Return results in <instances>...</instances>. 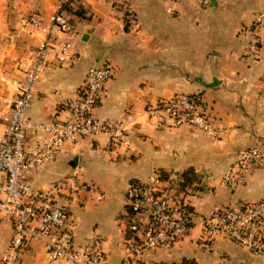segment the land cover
Returning <instances> with one entry per match:
<instances>
[{
    "label": "crops",
    "instance_id": "obj_1",
    "mask_svg": "<svg viewBox=\"0 0 264 264\" xmlns=\"http://www.w3.org/2000/svg\"><path fill=\"white\" fill-rule=\"evenodd\" d=\"M50 15L58 0H38ZM90 19L77 23L75 46L84 57L68 64L48 65L35 86L29 112L35 121L64 117L59 97H73L92 65L112 63L115 75L107 97L97 109L101 119L131 114L137 124L131 130L128 150L116 151L102 133L67 145L58 159L30 180L39 188L64 174L77 173L94 186L70 204L74 232L80 243L99 236L105 240L109 264H122L126 227L122 220L125 193L131 179L146 180L156 171L180 175L193 167L200 175L201 196L193 198L194 226L175 247L160 248L144 256L143 264H264L236 242L219 237L201 238V220L215 207L237 206L264 198V166L249 183L237 189L222 178L237 153L264 141V33L258 55L250 56L240 29L264 9V0H131L138 24L125 25L124 10L110 0H83ZM175 9L173 14L168 8ZM17 31H0V132L11 113L14 88L11 81L24 75L42 36L22 18ZM6 37H10L6 38ZM177 92L198 95L217 117L219 132L208 136L190 126L158 125L145 114L147 105ZM97 190L105 193L97 198ZM11 236L9 223L0 225V258ZM19 264H70L51 262L42 247L31 243Z\"/></svg>",
    "mask_w": 264,
    "mask_h": 264
},
{
    "label": "built area",
    "instance_id": "obj_2",
    "mask_svg": "<svg viewBox=\"0 0 264 264\" xmlns=\"http://www.w3.org/2000/svg\"><path fill=\"white\" fill-rule=\"evenodd\" d=\"M74 0H58L48 16L33 10L27 24L42 36L24 75L14 78L11 113L0 132V225L9 223L11 236L0 264H19L23 251L39 244L51 262L70 264H109L105 240L94 236L80 243L74 232L70 204L94 186L77 173L64 174L47 188L31 182L32 175L54 163L67 145L105 133L113 150L131 147V130L137 124L133 115L119 119H101L97 109L107 97L108 83L116 68L112 63L92 65L83 84L73 97H59L66 114L48 121L30 117L35 86L49 64L64 60L81 61L82 51L72 41L78 19L66 6ZM178 1V0H176ZM131 0H110L112 6L127 8L128 22L138 24L129 9ZM208 6L209 0H197ZM173 14L175 9L169 7ZM264 33V9L254 14L251 23L239 31L250 56L258 55ZM145 114L158 125L175 128L190 126L208 136L219 132L218 119L198 95L177 92L147 105ZM264 166V141L241 149L222 178V184L237 189L249 183L253 172ZM182 174L163 178L156 171L146 180L129 182L122 215L126 227L122 264H143L144 256L160 248L180 243L194 226L193 198L201 196V183L181 189ZM94 191V190H93ZM102 199L101 191L97 192ZM201 238L213 242L219 237L230 239L255 255H264V198L237 206L215 207L201 220Z\"/></svg>",
    "mask_w": 264,
    "mask_h": 264
},
{
    "label": "rangeland",
    "instance_id": "obj_3",
    "mask_svg": "<svg viewBox=\"0 0 264 264\" xmlns=\"http://www.w3.org/2000/svg\"><path fill=\"white\" fill-rule=\"evenodd\" d=\"M38 0H0V31L6 29L8 31H17V24L20 18L24 19L27 24V18L35 9H40ZM54 10V9H53ZM128 20V18H127ZM128 22V26H129ZM9 38L10 37H6ZM97 192V188H95ZM89 191V190H87ZM86 191V192H87ZM103 197L105 193L101 191ZM102 197V198H103Z\"/></svg>",
    "mask_w": 264,
    "mask_h": 264
},
{
    "label": "trees",
    "instance_id": "obj_4",
    "mask_svg": "<svg viewBox=\"0 0 264 264\" xmlns=\"http://www.w3.org/2000/svg\"><path fill=\"white\" fill-rule=\"evenodd\" d=\"M84 1L83 0H74L72 3L68 4L66 6L67 10L78 19V21L82 19H90V15H88L86 8L84 7ZM129 14V11L127 8L124 10V19H125V25L126 28H128V20L127 16ZM161 176L163 178L168 177V174L165 171L159 170ZM139 179H131L130 182H137ZM201 181L199 173L196 172V170L193 167H189L185 169L182 173V181L180 183L181 189H187L190 186H193L195 184H199ZM182 264H197V261L195 259H187L184 258L182 261Z\"/></svg>",
    "mask_w": 264,
    "mask_h": 264
}]
</instances>
